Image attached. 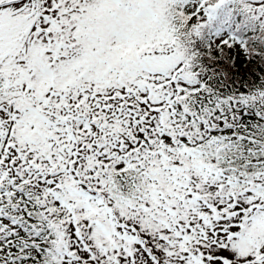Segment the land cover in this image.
<instances>
[{
  "label": "trees",
  "instance_id": "16d2710c",
  "mask_svg": "<svg viewBox=\"0 0 264 264\" xmlns=\"http://www.w3.org/2000/svg\"><path fill=\"white\" fill-rule=\"evenodd\" d=\"M153 2L161 4L158 13L165 24L163 34L134 33L108 49L114 59L94 66L105 70L102 77L81 80L74 71L66 74L76 92L67 93L62 100L69 105L68 120L77 126L91 117V131L76 126L54 131L49 150L57 149L62 158L46 167L36 157L30 132L20 130L23 142L15 154L17 162L0 174V264H56V255L62 257L61 264H121L109 242L101 241L97 247L90 241L93 219L85 207L106 220H126L134 212L137 231L127 227L131 239L143 243L141 234L147 230L146 241L151 242L147 254L134 262L195 264V255L202 260L201 236L191 245V252L180 245L178 251L173 249L169 209L154 200L155 190H172L178 198L173 186L181 159L186 161L181 172L194 166L203 180L218 174L224 178L225 182L217 184L207 182L198 189L200 193L208 196L206 188L224 185L233 197L246 192L264 195V19L241 0ZM212 10L216 15L202 26L201 19ZM225 27L231 34L215 42L216 31ZM85 34H79L81 41ZM96 54H102L101 47ZM167 54L178 55L180 69L195 82L173 85L159 101L155 95L153 103L152 90L160 84L149 79L134 82L140 76L131 73L130 65L139 57ZM80 65L89 71L84 61ZM122 76H129L128 84H116ZM16 84L0 79V99L6 96L10 100ZM109 113L122 129L103 139L107 133H95L93 122L98 116L110 119ZM160 129L168 135L163 143L173 144L176 161L172 163L157 162V153L162 152L155 143ZM62 160V167L68 170L77 165L86 169L85 186L98 193L99 200H88L85 205L78 194L76 202L72 201L73 193L84 185L58 167ZM220 192L218 188L216 193ZM250 204H257V199L252 198ZM154 214L170 229L168 235L163 224L151 223L148 215L154 218ZM100 218L105 224L98 221L96 228L106 225ZM117 224L111 222L113 236L114 228L120 229ZM150 234L160 237L154 239ZM181 236L189 240L187 232ZM210 259L212 254L206 256V261ZM217 264H264V250L254 254L250 248L241 262L224 258Z\"/></svg>",
  "mask_w": 264,
  "mask_h": 264
},
{
  "label": "rangeland",
  "instance_id": "374dc122",
  "mask_svg": "<svg viewBox=\"0 0 264 264\" xmlns=\"http://www.w3.org/2000/svg\"><path fill=\"white\" fill-rule=\"evenodd\" d=\"M246 1L255 4L256 9L264 14V0ZM36 2L37 0L25 3L22 6L25 9L16 17L14 27H12V30L8 29L5 41H0V49H3L5 54L7 53L9 55L8 59L3 63V66L8 67L9 65L11 76H18L21 79L20 83L22 85L27 84L31 77H36L35 88H33L36 93L30 99L21 95V100L24 103L23 107H21L17 99V91L19 88L14 87L16 88V93L13 101H11L14 107L9 112L11 115H18L23 111H34L35 109L36 112L42 111L51 104L63 103L62 100L68 96L67 93L72 95L76 93L75 84L72 80L68 79L69 76L65 74V70L67 73L73 72L74 66L80 64V60L83 61L86 56L92 55L93 60L98 57L95 55L94 51L96 46L93 44L82 49L81 45L79 48L74 49L68 44L69 40L67 36L75 33L74 27H80L84 24L83 11L87 6L89 7L91 16L98 21L101 20L104 22L91 26L86 33L88 36L94 35L99 39L102 53L99 54V57L103 58L104 61L114 58L110 56L108 49L116 46L115 43L129 36L133 29L143 28L142 22H139L136 28L132 27L137 20L147 19L149 17L147 15L149 10L154 11L153 18L155 20L161 19L157 16L161 4L154 3L152 0H43L42 5L44 8L38 12L34 7ZM33 9H35L34 12L36 14L26 22L30 11ZM47 9H50V14H47ZM52 16L63 18L65 23L57 26L51 25L50 29L45 30L39 28V24H47L45 19L52 18ZM147 30L153 36L154 32L163 34L165 24L154 23L147 26L141 32ZM58 34L61 35V39L57 38L53 40ZM84 43H89V41L85 40L81 41V43L78 41L76 45ZM103 54H106L107 57ZM141 68L159 78L157 82L161 88L155 87L152 92L156 97H160V99L177 82L187 81L183 71L179 68L177 56L150 58L144 61ZM75 71H78V67H76ZM75 74L78 77V75H81V72ZM129 81V76H122L116 84L126 85ZM166 97L164 96V98ZM68 112L69 105L62 112L65 114V119ZM38 117L36 115V117L29 119L35 121ZM109 117L110 119L113 118V116L111 118L110 113ZM56 123L57 118L54 125ZM97 123L98 118L94 120L93 125L96 126ZM4 132L5 128L0 117V135ZM110 134L113 133L110 132ZM0 148H3L2 141H0ZM100 156H104V154H100ZM36 157L43 166L48 167L54 160L61 159L62 155L55 149L50 151L49 154H40L36 155ZM5 158V156H0L1 169H6L9 164ZM166 161L172 163L176 159L174 156H171L170 160L164 157L157 160L158 163L162 164ZM64 162L65 160H62L58 164V167H62L61 164ZM185 163L186 161L183 159L178 160V169H182ZM62 169L64 173L68 174V177L72 175L73 177L84 178L85 176V171L82 168L77 169L74 167V171H71V173L68 172L65 166ZM44 172V169H42L41 174L44 175ZM187 175L188 178H186ZM177 177L179 179L174 184L173 189L177 191L178 198L176 199L174 192H171L169 199H175L170 205L165 203L164 207L169 209L170 220L168 221L174 228L173 237L179 240L180 248L191 252V245L196 243L201 236L199 244L203 247L201 253L203 259L199 260L198 256L195 255L192 258L195 264H213V259H219L214 264L221 263L222 256L241 260L243 259L241 254L246 241H252L250 248L258 246L256 243L263 241L260 238L264 237V195L246 192L242 196L238 197V195H234L233 197L231 194L224 195V192L221 191L222 195L214 197L212 191H210L211 188H206L207 196L198 191L200 187L204 186L201 182L203 175L199 170L196 171L195 168H187L184 169L183 175L178 174ZM83 187L79 192L73 193V202H76L78 194L86 201L88 197L92 201L99 200L98 193H95L93 196L92 191L88 192V187ZM224 189H227V187H224ZM252 198L257 199V204L251 207L250 200ZM64 203L67 208L68 202L66 201ZM181 205L183 207L179 211L172 210L175 209V206ZM132 213L129 215L131 216ZM108 220L111 221V218H108ZM186 232L189 240L181 236ZM105 240L109 242L111 236L107 235ZM92 243L97 247L99 246L95 240H92ZM262 248L264 249V246ZM208 254L214 255V258L206 261ZM55 263H62L57 255ZM121 264L131 263L124 255L121 257Z\"/></svg>",
  "mask_w": 264,
  "mask_h": 264
}]
</instances>
